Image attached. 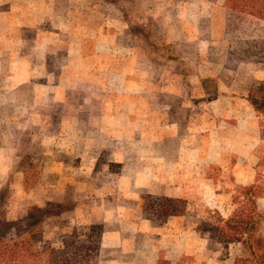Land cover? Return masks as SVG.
<instances>
[{
    "label": "crops",
    "instance_id": "0c3cea01",
    "mask_svg": "<svg viewBox=\"0 0 264 264\" xmlns=\"http://www.w3.org/2000/svg\"><path fill=\"white\" fill-rule=\"evenodd\" d=\"M224 1L218 2L220 23L208 0H200L195 6L197 20L211 23L209 37L200 40L201 54H208L216 42L224 39ZM179 7L182 19L173 23L174 28L178 24L183 41L187 38L186 16L192 7L188 2ZM193 26L197 30V21ZM31 34V40L22 32L12 31L10 38L0 35L2 90L6 88L14 96L9 104L0 105V130L11 128L16 132L11 137L0 134V178L17 170L19 160L28 151L21 146L23 139L39 145L42 180L30 189L27 207L42 208L54 201L61 204L70 184L77 185L80 193H76L78 199L71 213L85 217L88 225H103L97 264H192L193 257L198 264H233L243 249L239 256L230 253L225 258L221 242L211 239L202 226L209 221L198 207L228 218L240 207L247 209L246 200L235 199L239 188L254 186L252 192L259 193L253 196L255 209L264 213V157L257 152L262 138L255 110L235 102L245 101L242 97L249 90L237 89L234 77L231 82L224 81L230 78L226 63L201 61L200 68L218 66L217 72L204 75L202 70L195 74L176 70L181 60L187 62L186 57L169 61L174 66L164 73L142 65L133 68L129 59H123L120 70H115L121 78L120 87L113 91L106 86L102 92H92L90 102L67 115L59 75L46 65L48 59L57 58L54 49L62 48L64 43L43 40L37 31ZM102 42L97 40L95 47ZM104 73L113 84L114 70L107 67ZM161 76L166 82H158ZM205 76L222 81V89L210 91L200 84L195 92L206 103L204 107L203 103L193 107L192 86L176 87L171 82L178 78L192 84L194 78L203 81ZM21 80L35 82L22 87ZM194 110L198 112L193 114ZM242 111L248 115L240 117ZM64 142L74 145V153H66L78 163L64 162L66 153L58 149ZM105 154L110 161L123 165L119 173L110 172L105 165L102 170L96 169ZM194 161L202 166L199 173L193 168ZM212 166L221 169V179L208 174ZM3 184L0 180V190ZM141 192L183 200L184 209L156 226L142 212ZM65 212L44 222L58 219ZM193 239L200 241V246L194 248Z\"/></svg>",
    "mask_w": 264,
    "mask_h": 264
},
{
    "label": "rangeland",
    "instance_id": "374dc122",
    "mask_svg": "<svg viewBox=\"0 0 264 264\" xmlns=\"http://www.w3.org/2000/svg\"><path fill=\"white\" fill-rule=\"evenodd\" d=\"M208 1L214 7L217 19L219 18L216 22L219 21L220 23L222 17L221 10L218 8L220 7L218 3L220 0ZM183 2H188L192 8L186 16V21H188L186 26L187 38L185 37L181 41L180 31L177 29L178 24L177 28H174L176 26L173 21L182 19L178 10ZM199 2L200 0H0V35L3 36L4 34L10 38V33L15 31L17 33L22 32L30 37L33 31H37L38 34H42L43 40H49L50 42L62 41L64 43L62 48L54 49L58 53L57 58L48 59L46 65L59 75L57 81L63 85L64 106L67 111H65V114L67 115H71L73 108L82 107L85 103L90 102L89 97L92 92H102L106 86L112 87L113 91L117 89L116 87H120L121 78L115 72L122 67L123 59H129V63L133 68L142 65L150 71L164 73L174 66L173 62L169 61L186 57L187 62L184 64L181 60L175 69L192 72L193 74L202 70L204 75L207 72H217L218 66L216 65L214 68L203 66L200 68L199 63L201 61L208 62V59L210 62L212 59L215 60V63L218 60L224 61L228 69L226 74L230 77L224 79V81L231 82V77H234L235 81L234 79L232 81L237 89L241 91L247 88L249 90L246 93L247 96L242 97L245 98V101L236 100L235 102L242 107L246 105L251 107V111L255 110L259 136L262 138L257 152L261 157H264V110H257L258 103L262 104L264 101V56L248 59L249 44L245 41L248 39L246 36L255 35L253 31H259L258 33L263 35L264 24L250 25V19L241 15L239 17L241 16L243 20L235 19L236 17L230 16V10L226 7L224 1L222 6L226 11L224 39L221 40V43L216 42L209 49L208 54H201L200 40L209 37L211 23L204 18V20H197L199 16L195 12V6H198ZM196 21L198 24L197 30L193 26ZM174 29L177 30L174 31ZM243 31H245V34L242 33ZM31 39L30 37L29 40ZM97 40H103V42L95 47ZM5 41L3 40V43ZM72 43L75 44V47H69ZM78 45L80 48H77ZM96 50L98 52L94 55ZM260 51L263 55L264 48ZM107 67L114 70L111 78L113 84L111 85L104 73V69ZM61 75L63 76L62 79H60ZM108 75L110 74L107 73ZM161 78L162 76L158 82H166L165 77L164 79ZM17 82L15 81V84ZM21 82L23 83V85L20 84L22 87L26 84L31 86L30 83L35 82V80H21ZM45 82H48V80H45ZM51 82H56V80L49 81V83ZM171 82L176 87H184L185 85L189 89L192 86L191 99L193 107L201 103L204 107V104H206L204 101L201 102L202 98L195 92L200 84L207 86L210 91L222 89V81L207 76L203 81L194 78L192 84L188 80H178V78L171 80ZM10 86L13 87L14 85ZM3 87L5 86L0 80L1 106L9 104L11 99H14L9 90L8 92L6 88L2 90ZM237 96L240 97L241 94L239 93ZM197 112L194 110L193 114ZM234 114L232 115L234 116ZM246 115H248L246 111L239 113L240 117H246ZM218 118L222 117L218 116ZM1 133L8 137L16 135L14 129L11 128H4L0 130ZM21 144L29 152L23 154L16 171L13 170L12 174L0 178L4 183L2 189L7 190L3 203L5 215L8 219L15 220L26 212L39 211L44 208L53 211L66 210L60 218L43 222L34 229L35 234H42L46 239L56 244L58 238L69 233L74 226L83 227L88 225L85 217H74L70 211L77 202L76 199H78L80 190L76 188L77 185L70 184L66 197L61 204L54 201L42 208H28V193L30 189L38 186L42 180L40 176L41 160H39L41 149L39 145L33 146L25 139ZM73 147L74 145L68 142L61 143L58 149L63 151L59 153L65 154L67 151L74 153L72 152ZM75 152L77 151L75 150ZM37 156L38 158H35ZM65 156V163H78L67 153ZM108 156V154L102 155L96 164V169L102 170L105 165L110 172L119 173L123 165L110 161ZM8 162L11 163L10 160ZM193 163L194 170L199 173L202 166L197 161ZM208 174L214 179H221L222 176L221 169L217 166L210 167ZM76 193L78 194L76 195ZM144 194L146 193L141 192V197ZM247 207L248 205H246ZM198 210L201 211L202 217L209 223L216 225L219 222L217 215L208 214L204 211V208L198 207ZM160 223L154 225L159 226L163 222ZM101 226L103 229V225ZM202 226L205 227V223ZM213 234L210 233L209 237L215 241L217 236ZM199 242L196 239L192 240L194 248L200 246ZM220 245L224 249L223 255L225 258L230 253L240 255L242 247L238 244L221 242ZM192 264H198L194 257L192 258Z\"/></svg>",
    "mask_w": 264,
    "mask_h": 264
},
{
    "label": "trees",
    "instance_id": "16d2710c",
    "mask_svg": "<svg viewBox=\"0 0 264 264\" xmlns=\"http://www.w3.org/2000/svg\"><path fill=\"white\" fill-rule=\"evenodd\" d=\"M225 5L235 19L243 20L241 16H245L250 19V25L264 24V0H225ZM258 32L253 31L255 35L246 36L248 59L264 56L260 51L264 48V34ZM242 33L245 34V31ZM258 104L257 110H264V101ZM253 189L254 186H246L236 192V201L246 200L247 209L240 207L228 218L215 211L219 222L216 225L205 223L204 229L214 233L219 242L241 245L243 254L236 257L233 264H264V234L261 233L264 213L259 214L255 209L253 196L259 193H253ZM6 194L5 188L0 190V264H97L103 232L101 225L74 226L54 245L42 234H35L34 229L46 219L66 210L44 208L9 220L3 208ZM142 200L145 216L154 223H162L169 215L179 214L184 209L180 199L144 194Z\"/></svg>",
    "mask_w": 264,
    "mask_h": 264
}]
</instances>
